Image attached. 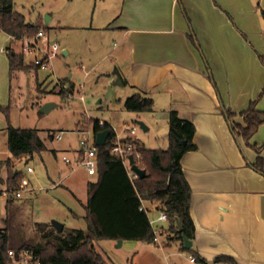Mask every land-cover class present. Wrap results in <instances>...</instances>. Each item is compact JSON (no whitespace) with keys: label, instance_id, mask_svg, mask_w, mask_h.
<instances>
[{"label":"crops","instance_id":"1","mask_svg":"<svg viewBox=\"0 0 264 264\" xmlns=\"http://www.w3.org/2000/svg\"><path fill=\"white\" fill-rule=\"evenodd\" d=\"M114 4L109 12L115 13L105 28L128 51L129 60V67L116 72L122 85L116 73L109 78L116 87L114 98L121 91L127 98L137 93L152 98L153 113L162 112L167 147L171 112L196 128L197 149L181 160L192 190L191 250L207 264H222L216 262L222 257L237 264H264V172L254 168L257 159L264 158V149L261 154L248 147L242 150L241 138L224 115V108L240 114L254 101L264 112L258 99L264 94V0H114ZM9 78H14L10 66ZM145 114L141 118L149 131L156 119ZM234 120L242 123L238 116ZM149 217L157 220L159 212ZM158 227L168 231L170 224ZM166 237L161 235L160 240L175 263L187 261L191 254L180 250V241L169 245ZM125 245L138 252V242L124 241Z\"/></svg>","mask_w":264,"mask_h":264},{"label":"rangeland","instance_id":"2","mask_svg":"<svg viewBox=\"0 0 264 264\" xmlns=\"http://www.w3.org/2000/svg\"><path fill=\"white\" fill-rule=\"evenodd\" d=\"M114 7V0H14V10L23 14L28 22L45 29L50 41L59 45L60 52L49 68L21 71L10 81L7 49L13 44L7 34L0 33V105L9 108V119L0 111V161L12 159L11 167H4L0 177L7 180L14 170L29 182L21 197L9 208L10 215H13L9 229L6 197H0V236L8 229L11 245L21 247L27 241L37 243L44 240L38 226L52 225L53 221L62 223L66 229L88 232L85 221L87 184L95 181L96 176H89L83 167L74 163L81 150V141L90 135L93 143L95 137L92 133L78 132L79 122H107L121 134L127 127L135 128V137L146 148H167L166 130L159 117L162 112L145 114L151 117L150 120L155 117L156 123L151 130L144 131L136 124V121L145 123L144 115L128 112L124 107L128 96L121 91L114 98L116 87L109 78L118 72V67H129L128 51H123L115 35L105 28L115 13L113 10L110 13L109 8ZM46 16L52 18L48 24ZM46 43L42 40L40 45ZM13 50L21 53L19 45ZM65 50H68L67 56L63 55ZM36 56L43 58L41 53L27 55V64L34 62ZM57 80L65 82L68 87L73 86L71 99L55 87ZM260 99L259 108L264 110V97ZM48 103L57 107L43 114L41 109ZM9 125L38 130L46 150L33 156L13 157L7 143ZM60 134L61 140L52 138ZM241 142L242 150L248 147L255 151L252 146L255 142L262 146L264 124L250 144L242 138ZM65 157L73 165L67 164ZM29 167L32 173L27 171ZM6 187V181L0 180V189ZM138 244L139 253L129 251L127 245L119 247L115 241H95L97 251L107 264L112 261L116 264H176L168 247L154 243ZM189 256L185 258L187 261L180 260L179 264H193Z\"/></svg>","mask_w":264,"mask_h":264},{"label":"trees","instance_id":"3","mask_svg":"<svg viewBox=\"0 0 264 264\" xmlns=\"http://www.w3.org/2000/svg\"><path fill=\"white\" fill-rule=\"evenodd\" d=\"M0 30L15 39H22L34 38L40 30L45 29L28 22L23 14L15 11L14 0H0ZM7 57L12 78L18 72L39 69L27 64L24 54L15 52L11 47L7 49ZM68 91L73 92V86L69 87ZM61 94L65 96L66 92L61 91ZM257 102H252L249 108L240 114L224 108V115L234 133L248 144L264 124V112L258 110ZM124 107L132 113H153L154 100L146 94L137 93L124 101ZM0 111L9 119V108L0 105ZM236 116L242 119V123L234 120ZM169 125V145L166 149H149L137 139L127 140L136 145L134 153L136 164L146 171L143 179L139 178L132 182L123 161L111 154V144L115 136L112 126L105 123V127L101 128L99 120L79 122L78 132L92 130L96 135L101 131L110 130L106 146H96L99 157L97 175L95 181L87 184L85 221L88 232L64 227L63 232L58 233L52 225L40 224L38 229L44 240L37 243L27 241L21 247L11 245L8 229L12 227L13 215H10L9 208L19 199L17 192L23 179L20 173L15 174L14 170L7 180L0 177L7 185L5 189H0V197L6 194L8 210L6 222L9 224L8 229L0 236V264L7 263L9 250L25 248L35 250L43 264H107L102 254L97 251L95 241H138L153 244L154 230L147 213L141 210V200L155 204L167 215L170 227L165 232L166 243L180 241L181 251L195 256L199 263L207 264L192 250L187 251L182 240V234L190 240H194L195 237V226L190 214L192 190L186 180L181 160L187 152L197 149L193 142L196 128L191 121L181 119L176 112L170 113ZM7 134L8 148L15 158L33 156L46 150L45 142L38 130L18 129L9 125ZM253 148L261 154L264 146ZM137 155L140 156L139 159ZM11 165V158L0 163V172L4 167L9 169ZM254 168L264 172L263 157L257 159ZM178 223L183 227V232L179 231ZM216 262L237 264L227 257L219 258Z\"/></svg>","mask_w":264,"mask_h":264},{"label":"built area","instance_id":"4","mask_svg":"<svg viewBox=\"0 0 264 264\" xmlns=\"http://www.w3.org/2000/svg\"><path fill=\"white\" fill-rule=\"evenodd\" d=\"M1 33V30H0ZM10 40L12 41L13 48L14 46H18L20 48V52L24 54L25 59L27 55L35 54V53H41L43 58L39 59L37 56L35 57L34 62H30V65H33L40 69H47L50 66L53 65V61L58 57L60 48L59 45L55 42H51L48 33L45 30H40L38 34L34 38H22V39H15L14 37L9 36ZM42 40H45L47 43L45 46H41L40 42ZM27 62V60H26ZM55 87H58L60 91L66 92L67 99H71L74 95L70 91H68V86L65 82L57 80L55 83ZM83 100V98H82ZM101 128L105 127V123H102L100 121ZM115 136L112 140L111 144V154L115 157L120 158L128 173L130 176L131 181H135L139 179V176L132 171V166L130 164L129 157L134 156V153L136 151V145L134 142H128L127 140L129 138L136 139V129L135 128H126L123 134L118 133L117 130H115L112 127ZM86 133H92L94 137L96 135L93 131H89ZM56 138L57 140H61L62 136L56 135L53 137V139ZM109 140V138H108ZM107 140V142H108ZM135 158V156H134ZM140 156L137 155V159H139ZM65 162L69 165H73V162L69 160L68 158H64ZM99 163V157L96 149V143L95 141L91 143L90 141V135L81 141V150L78 153V159L74 163L77 166L83 167L89 176H96L97 175V167ZM27 171L29 173H32V168H28ZM29 186V182L25 179L22 180V183L20 185V189L17 192V197L20 198L22 192ZM6 197V194H4ZM147 201L141 200V210L145 211L148 215V217L154 213L159 212V217L157 220H153L149 217L150 224L154 230V244L158 245L159 247H164L165 244L160 240V237L162 234H165L166 231L158 227L159 223H167L168 217L167 215L160 211L157 207H149L147 205ZM155 205V204H152ZM189 260L193 264H201L198 262L197 258L193 255L189 256ZM6 264H43L40 256L37 254V252L33 249L25 248L21 250H9L7 254V263Z\"/></svg>","mask_w":264,"mask_h":264},{"label":"water","instance_id":"5","mask_svg":"<svg viewBox=\"0 0 264 264\" xmlns=\"http://www.w3.org/2000/svg\"><path fill=\"white\" fill-rule=\"evenodd\" d=\"M50 21H51V17L46 16V23L48 24ZM65 55H66V52H65ZM116 75H117L118 85H122L123 82H122L120 76L117 73H116ZM55 107H57L56 104L48 103L42 107L41 112L43 114H47V113H49V111L51 109H53ZM136 124L139 125L144 131L148 130V127L146 126V124L143 121H136ZM109 136H110V130H104V131L97 133L96 137H95L96 146H98V147L106 146ZM185 144H186V142H185ZM129 160H130V164L132 166V171L135 172L139 176L140 179H143L146 176V171L141 169L136 164L134 156H130ZM17 173H18V171L15 172V174H17ZM52 225L58 233H62L64 230V227H65L62 223H60L58 221H53ZM178 227H179V231L183 232V227L181 226L180 223H178ZM182 240H183L184 248L187 251L191 250L192 246H193L192 240H190L185 234H182ZM122 244H123V241H118L119 247H121Z\"/></svg>","mask_w":264,"mask_h":264}]
</instances>
